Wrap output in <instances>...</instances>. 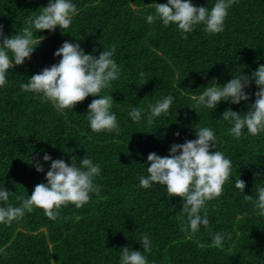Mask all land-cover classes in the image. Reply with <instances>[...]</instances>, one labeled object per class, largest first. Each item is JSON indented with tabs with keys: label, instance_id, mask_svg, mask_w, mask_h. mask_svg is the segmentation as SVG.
<instances>
[{
	"label": "trees",
	"instance_id": "1",
	"mask_svg": "<svg viewBox=\"0 0 264 264\" xmlns=\"http://www.w3.org/2000/svg\"><path fill=\"white\" fill-rule=\"evenodd\" d=\"M70 2L77 13L69 28L33 30L34 38L43 36V41L33 46L29 60L9 70L0 87V188L10 192L0 206H20L17 197H30L36 184L46 183L51 161H43L45 153L66 163L72 155L78 161L85 155L99 164L93 183L100 193H90L79 209L62 207L54 220L36 209L10 225L0 224V264H120L122 247L142 251L148 264H264V216L254 206L257 188L264 187V132L253 136L245 128L235 138L229 132L234 125L221 118L228 109L245 114L257 89L253 83L246 89L248 101H221L214 110L196 107L193 99L215 81L223 86L239 73L250 77L264 64V0H236L222 32L208 34L198 25L186 39L176 25L147 22L148 15H155L153 3L167 0ZM192 2L210 10L216 0ZM48 3L0 0L4 35L21 34L28 18ZM65 41L78 42L85 54L95 56L115 45L112 59L120 75L100 96L113 98L110 112L116 115L118 134L90 129L87 109L98 96L61 113L41 94L21 91L32 75L58 63L54 52ZM168 95L173 96L168 112L148 123L149 105ZM133 107L142 110L139 122L129 116ZM202 127L213 130V151L231 161L232 175L223 194L205 205L209 225L190 233L181 230L186 224V216L180 218L182 200L168 198L163 185L145 189L139 181L148 175V154L166 156L172 144L195 139V129ZM33 156L44 172H36ZM238 177L245 181L243 192L235 187ZM216 233L225 237L219 247L212 245ZM145 235L151 243L148 253L141 242Z\"/></svg>",
	"mask_w": 264,
	"mask_h": 264
},
{
	"label": "clouds",
	"instance_id": "2",
	"mask_svg": "<svg viewBox=\"0 0 264 264\" xmlns=\"http://www.w3.org/2000/svg\"><path fill=\"white\" fill-rule=\"evenodd\" d=\"M236 0H216L209 10L205 6H195L192 0H167V3H153L155 15H148L147 22L160 20L167 27L176 25L182 38H187L198 25L204 26L208 34H218L224 30V21L228 9ZM77 13L76 6L70 0H49L46 7L35 17H29L21 34L5 36L3 25H0V87L7 83L6 74L14 67L21 66L29 60L44 37L34 38L42 31L53 32L57 28L66 30L72 23V17ZM95 51V50H94ZM116 51L115 45L110 50H104L98 56L85 54L80 44L65 41L55 52L59 57L58 63L45 67L39 73L22 83V92L41 94L44 101L50 102L53 107L63 113L65 109H72L88 97L93 99L88 105L87 119L90 129L95 132L119 133L116 115L110 112L114 103L111 95L100 96L103 89L110 88L120 71L112 59ZM141 78L144 74L140 73ZM215 81V80H214ZM254 83L257 91L255 100L248 105L245 114L228 109L221 118L234 126L229 132L239 138L243 129L253 136L264 132V64H261L251 76L239 73L219 86L216 81L213 86L206 87L198 97L193 96L196 107L216 109L221 101L238 105L250 99L246 92ZM144 85V84H143ZM173 102V96L168 95L155 105H149L148 123L155 117L166 114ZM129 116L134 122H139L142 110L133 107ZM179 136V132L174 134ZM195 139L185 140L182 144H172L166 156H159L155 152L148 154L147 177H141L139 186L149 188L153 183L166 187L168 198L179 197L182 200L181 220L186 224L181 229L195 233L201 225H209L208 210L205 207L208 201L214 200L223 194V186L232 175V163L220 151H213L216 136L208 127L197 128L194 131ZM45 163L51 161L45 175L46 183L35 185L31 196L17 197L21 200L20 206H0V224L10 225L18 221L26 213L39 209L49 219H56L59 210L69 204L77 209L89 202L90 193H100V188L94 185L93 180L100 174L99 164H93L85 155L77 160L71 156V162L63 159L52 160L51 156L43 155ZM31 164L36 172H44L43 164L33 156ZM254 175H260L259 173ZM235 187L244 191L245 181L239 177L235 180ZM10 192L0 188V201L6 202ZM258 198L254 206L259 209V215L264 216V187L257 188ZM246 201H252L251 195H244ZM203 210V215L201 214ZM224 235L216 233L212 237V245L219 247L224 241ZM143 253L151 251L148 236L142 237ZM120 264H148L142 251H133L130 247L120 248Z\"/></svg>",
	"mask_w": 264,
	"mask_h": 264
}]
</instances>
